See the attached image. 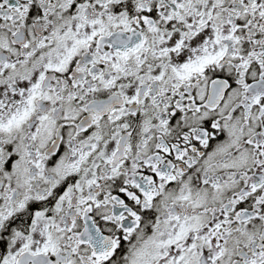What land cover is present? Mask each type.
<instances>
[{
	"label": "snow or ice",
	"instance_id": "obj_1",
	"mask_svg": "<svg viewBox=\"0 0 264 264\" xmlns=\"http://www.w3.org/2000/svg\"><path fill=\"white\" fill-rule=\"evenodd\" d=\"M0 264H264V0H0Z\"/></svg>",
	"mask_w": 264,
	"mask_h": 264
}]
</instances>
